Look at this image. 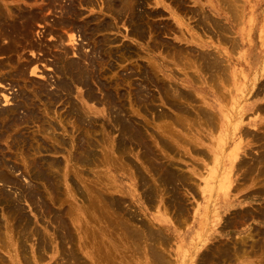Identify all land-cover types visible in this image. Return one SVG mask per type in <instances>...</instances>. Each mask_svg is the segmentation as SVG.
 <instances>
[{"label":"bare ground","instance_id":"obj_1","mask_svg":"<svg viewBox=\"0 0 264 264\" xmlns=\"http://www.w3.org/2000/svg\"><path fill=\"white\" fill-rule=\"evenodd\" d=\"M28 1L0 0V264L38 263L44 258L41 253L47 251L58 256L57 264H185L187 261L182 258H188L186 253H193L190 264H233L249 258L255 248V254L258 253L260 257L256 258V264H264L263 230H256L258 227L249 231L248 228L240 229L238 233L241 235L237 236L229 232L255 218L264 219V204L249 207L252 200L244 201L240 195L246 184H250L252 192H264V117L259 115L264 114V102H257V97L264 92V68L259 75L263 80L249 89L251 97L257 98L256 104L249 102L244 106L232 107L226 114L216 95L218 92L223 96L220 81L227 75L231 58L229 52L220 51L218 46L211 43L213 39L228 45L232 52L243 48L246 40L244 34L250 38L254 33L252 26L240 27L245 17L244 1L189 0L191 6L188 7L187 0H152L155 6L162 5L163 12L164 9L168 10L174 18L176 32L180 34L177 40L182 45L161 39L160 33L167 34L173 28L167 24L160 27L158 21L152 20L164 13L158 8H148V0H47L46 4H27ZM84 6L93 7L96 12L80 21ZM186 15H190L188 20H192L196 30L201 31L200 35L208 37L209 41L197 36H185L184 30L188 31V24L183 21ZM118 23L126 28L123 38L133 36L141 41L149 38L151 41L146 42L147 49L165 50V56L157 59H171L180 65L194 67L211 99L203 97L199 104L196 95L194 101L189 93L183 94L182 89H171L170 84L152 71L157 68L155 62L148 67H140L139 84L132 82L134 70L124 73L128 67L114 75L113 60L118 62L120 55L131 57L136 53L130 43L116 36L120 34ZM37 24L43 25L42 31L35 32ZM173 30L175 32V28ZM114 31L116 34H112ZM116 43L120 44L113 46ZM260 44L264 46V33ZM86 47L90 50H85ZM47 59H51L53 81L32 80V75L40 71L39 63ZM261 63H264V54ZM194 78L198 79L196 76L191 79ZM145 83H154L162 90L163 104L173 109L174 113L168 114L169 111L163 108L167 112L155 114L161 124L148 123L150 131L146 128L143 133L134 117L132 119L130 113L133 112L127 105L134 102L132 96L129 97L134 90L138 95L134 96L135 102L152 110L156 100L141 97L148 89L143 87ZM6 85L12 90L17 88L12 97L5 93ZM94 104L101 108L96 109L92 106ZM61 108L63 111L59 112ZM250 110L255 111L256 117L244 127L243 116ZM155 112L150 113L155 116ZM189 114H193L197 124L205 127L202 134L206 138H213L220 127V118L233 126L231 137L220 139V147L229 150L228 154L219 151L221 155H216L213 141L208 148L199 149V139H192L191 142L175 132L173 125H181ZM98 116L110 127V131L104 126H101V130L99 128L103 141L94 139L98 131ZM34 127L36 130H33ZM111 130L118 131V140L110 136ZM182 141L193 143L195 146L191 149L197 156L215 159L220 164V168L218 166L213 171L219 177L216 178V185L210 188L218 189L216 197L219 198L213 203L200 206L199 201L193 202L195 205L190 201L189 194L196 195V190L203 194L211 182L205 179V186L201 189L200 185L192 184V175L179 168L175 157L179 156L180 151L193 158V152L181 147ZM132 145L142 150V156L135 154L138 158L140 155L142 167H136L134 163V171L130 164L132 159L129 158ZM249 147H254V150H248ZM63 151L66 152L62 158L64 161L44 156L51 152L63 155ZM115 153H119L116 155L119 158L114 156ZM96 161L99 162L97 165L101 163L128 174L130 170V177L138 178L143 190L141 199L144 205L141 207V203L137 204L142 209H146L145 206L155 209L158 216L149 215L146 220L140 219L142 213L139 217L130 205L126 202L125 205L118 196V199L115 198L112 194L115 189L114 174H105L107 180L102 178L104 174L99 176L107 183L101 180L85 181V178H89L86 174L83 177L82 168ZM201 161L192 162L194 165ZM23 180L27 183L22 184ZM33 183H38L41 188ZM183 188L186 193H182ZM77 194L84 200H81V205L77 202ZM62 197L69 198L71 204L68 209H65L67 205L62 207L66 203ZM22 202L36 205L42 215L49 219L52 228L46 226L44 231L38 230L32 217L21 207ZM56 203H59L58 208L53 210L51 206ZM231 208L235 209L229 212ZM189 219L193 227L197 226L200 230V234L193 239L195 245L191 243L192 239L181 236L171 223L186 224ZM177 239L182 244L184 242L187 248L182 252L183 256L179 248L174 250L175 253L170 250L171 241ZM29 241H33L32 253L39 252L38 256L30 258L28 255L30 251L26 245Z\"/></svg>","mask_w":264,"mask_h":264},{"label":"rangeland","instance_id":"obj_2","mask_svg":"<svg viewBox=\"0 0 264 264\" xmlns=\"http://www.w3.org/2000/svg\"><path fill=\"white\" fill-rule=\"evenodd\" d=\"M31 1L32 0L28 1L27 4H31V3H34V2L37 3V4H41V3L46 4L47 3V0H44V1L43 0H33V2H31ZM65 1H62V2L64 3ZM188 1L189 0H187V6L189 7V6H191V3L188 2ZM243 1H244V4L243 5L245 7V9H244L245 10V17H243V22L240 24V27L242 26L241 28H244V27L246 28V27L252 26V28H253L252 31H254L253 34L250 33L251 34L250 35V38L248 37L249 35H247L246 33L244 34V37H245L246 40L244 41L243 48H241L240 50H237L236 52H232L231 50H229L228 45L225 46V44L224 45H223V43L220 44L216 40L211 39V43L214 44L215 46H218V48H220V51H223V52L227 51V52H229V55H230V58H231V64L228 66L229 67V70L226 73L227 75H224L225 78H227L229 76L228 77L229 79L227 78L228 80H226L225 78H223L220 81V87L222 89L221 90V94H223L224 97L222 95H220L218 92H217V95H216V96H218L217 97L218 100H220L219 103L222 104V107H223L222 110L226 114L232 109V107L235 108V107H239V106H244L246 103H249V102H253V103L256 104V99L257 98H259L258 101H257L258 103L263 104V102H264V92L259 97H257V98L251 97L252 94L249 93V89L251 88V86H253L254 84H256L258 82L260 83L263 80V78H261L259 75L261 74L262 69L264 68V63H261V58H262V56L264 54V46H261V44H260V38H261V36L264 33V29H263L264 28V0H243ZM165 4L167 5L168 3H165ZM148 8H150V9H157L158 8V9L162 10V12H163V8L164 7L162 5L155 6V4H154V2L152 0H148ZM81 9H82L83 14L80 15V18H79L80 21H82L83 19H87V18L91 17L93 15L92 13L93 12H96V9L95 8L93 9V7L84 6ZM163 13L164 14L158 15L155 18H153L152 20L154 22H157L158 21L157 24H159L160 27H162L164 24H167L168 26L169 25L172 26L173 29L175 28V32H176V29L177 28H176V24H175L174 18L170 15L169 11L166 10V9H164V12ZM55 16H58V15H55ZM189 17H190V15H186V18L183 20L186 23V25L188 24L187 25L188 26V31L184 30L185 36L187 38H188V36H189V38H191L192 36H194V37L197 36V37L201 38L202 40L204 39L205 41H209L210 39L208 37H205L204 38L203 34L200 35L201 34V31L196 30V28L193 26L194 23L192 22V20H190V21L188 20ZM50 19H52V17ZM162 20H165L166 23H164V21H162ZM173 23H174V25H173ZM42 26H43L42 24H37L35 26V30H36L35 32H39L40 30L42 31ZM168 26H167L168 29L171 28V27H168ZM117 27H119V31H120L119 33L120 34H116L115 31L112 32V34L115 33L116 36H118L119 38H121V40L125 41L126 43H130L135 48V52L136 53L133 54L131 57L130 56H127L126 57V55L125 56H122V55L119 54L120 55L119 56V59H120V61H122V63L119 60H117L118 62H116V60H113L112 63H114L113 66H114V70H115V71H113V74L114 75H115V73H116V75L122 73L123 72L122 71V68L128 67L129 69H127L126 71H124V73H128L129 71H131L130 73H132V71L134 70L133 72L135 73V76L133 75L131 77V79H133L135 81L132 80V82L133 83L134 82L135 83L138 82L137 84H139L140 83L139 81L141 80V77L138 75V73H139L138 71H139L140 67L142 68L143 66H146V65L148 67L149 65H152L151 64L152 62H155L156 63L155 67H157V68H153L152 71L155 72V74H157V73L159 74L157 76L158 78H160L162 80H165V82H167L168 85L170 84L169 86H170L171 89H172V87H174L176 89L179 88L178 89L179 91H181V89H182L181 92L183 94L184 93H189L191 95V98L192 99L194 98L193 99L194 101H195V99L197 97L196 102L199 103V104L202 103L201 101H203V99H202L203 97H205L207 100H208V98H210V96L207 95V92H206L205 86L203 84V81L201 79H199V76L196 73V69L194 67L180 65L181 63L174 62L171 59H167V60H163V59H160V58L157 59L159 56L160 57L161 56H165V53H164L165 50L164 51H161L160 49L159 50L147 49L146 42L151 41V40H149V38L146 41L138 40L136 37H133V36H128L127 38H123V35L125 34L126 28L122 27L121 24H119V23H118ZM173 29H169L170 32H168L167 34H166V32H162L163 34L165 33L164 35L162 33H160L161 39L163 41H165V42H169V43H173V44L174 43L175 44L176 43L177 44L179 43L180 45H182V43L177 40L180 37V34L178 32L175 33ZM189 30H190V33H189ZM64 34L66 36V33H64ZM112 34H111V36H113ZM49 38L50 37H47V39H49ZM206 38H208V39H206ZM66 44H67V42L64 43L65 46H66ZM84 44H86V42H84ZM119 44L120 43H116L113 46H117ZM85 50L89 51L90 49L88 47H86ZM162 53H164V54H162ZM122 57H124V58H122ZM123 59H124V62H123ZM148 59H149V61H148ZM50 60L51 59H47V60L39 63V70L40 71L38 73H36L35 75L34 74L32 75V77H31L32 80H35V81L36 80L37 81H44V79H48L49 82H52L53 81V71H52V66H51ZM118 63H120V64H118ZM135 70H137V73H136ZM174 70L176 72H174ZM180 71H182V72H180ZM186 72H188L189 74H187ZM179 73H180V75H179ZM193 73H194V75H192ZM199 74L202 75V76H204L200 72H199ZM255 74H256V76H255ZM188 75H190V76H188ZM191 75L198 77V79H196V78H194L195 80L191 79L192 78ZM237 76L239 78V79L237 78L238 80L236 79ZM256 79H257V81H256ZM197 80H198L199 83L197 82ZM223 80L229 81L230 83L227 84V82H224ZM236 80H237V82H236ZM223 82H224L225 85L223 84ZM14 85H16V83H14ZM168 85H167V87H169ZM228 85H229V87H228ZM234 85H235V87H234ZM132 87H133V89H135V86H132ZM143 87L144 88L146 87L145 90L147 88L148 89L146 91H144V93H143L144 95L141 96V97H143V98H149V99L151 98L150 100H154V101L156 100L155 101L156 103H154V101H152V103H154L153 106L156 104L157 106H154V107H157V108H154L152 106V110H151V109L145 108L143 106V104H140L139 102H135V97L134 96H138V95H136V93L134 92V90L132 91V89H131L132 92H131V94H130L129 97L132 96L131 97V100L134 99V102L131 101V104H128L127 107L130 110V112H133V113H130L132 119L134 117L133 120L137 124H139V126L142 128V130H144V132L143 131L142 132L145 133V129L146 128L147 129L151 128V127H148V123H151L153 125L159 124V123L161 124V121H158L159 119L156 118V115L158 113L169 111L167 113L168 114H172V113H174V110L173 109H170L167 105H164L163 104V92H162V90L160 88H158V86L156 87V85L154 83H145V85L143 84ZM125 88H126V90H129L130 89L129 87H125ZM125 88H123V89H125ZM127 88H129V89H127ZM151 88H153V89H151ZM16 89H17L16 87H14L13 90L12 89H9V87L6 85V88L4 89V91H5V93L7 95H9V97H12V94L15 92ZM227 90H228V92H227ZM160 91H161V94L159 93ZM183 91H185V92H183ZM208 92H210V91H208ZM145 94H147V95H145ZM148 95H150V97ZM195 95H196V97H195ZM153 96H155V98ZM138 98H136V99L138 100ZM239 99H240V102H239ZM241 100H243V101H241ZM134 103H136V105ZM148 103L150 104V102H148ZM132 104H134V105H132ZM137 104H140L139 105L140 107ZM193 104L194 103L192 102V105ZM226 104H228V105H226ZM232 104H233V106H231ZM225 105L228 106V107H226ZM92 106L95 107L96 109H100L101 108V106H98L96 104H94ZM133 106H135V107H133ZM136 106H137V108H136ZM142 107H143V109H142ZM229 107H231V108H229ZM163 108H165L167 111L165 109H163ZM161 110H163V111H161ZM191 110L193 111V108ZM58 111L59 112H62L63 109L61 108V110H58ZM147 111H148V113H147ZM155 111H158V112H155ZM150 112L151 113L155 112L154 115L156 113L157 114L155 116H153V114H151ZM253 112L255 113V111H253V110H250V111L245 112V114L243 116L244 127H247L246 125H248V122L256 117V113L254 114ZM147 114H149V115H147ZM190 115L191 114L188 115L189 117L187 116L188 119L186 121H184L181 125H180V123H178V125H177V123L173 125V129L175 130V132H179L181 135H183L187 140H190L191 142H192V139L194 141H196V140L199 139V143H201V145L198 147L199 149H202V148L205 149L206 147L208 148L209 145H210V143H211V141H213V143H215L214 144L215 145L214 149L217 152L216 155H221L220 152L221 153L224 152L223 154H225V155L228 154L229 150H223L224 147L223 146H222L223 148L220 147V145H221L220 139H221V137H224V138H228L229 139L231 137L232 133L234 132V130L232 131L233 126L230 123L227 124L226 121H225V119H221L220 118V127L218 128V130H216V133L214 134L213 138H206L202 134L203 131L205 132V127L203 125L197 124L195 122L196 120L193 119L194 117H192L193 114L191 115V117H190ZM259 115L264 117V114H262V113H259ZM149 116H150V118H149ZM96 118H97V122H96L97 128H96V130H98V131L95 132L96 137L94 136L95 137L94 139L100 138L98 140H102L101 138L103 137L102 136L103 134L100 132L101 126L106 127L105 129H107V131H110V127H109L108 123H106V121L104 119H101L99 116L96 117ZM98 120H99V122H98ZM192 121H194L195 126H194V124H192L193 123ZM104 122H105V124H104ZM98 123H99V125H98ZM196 125H198V126H196ZM227 126H229V129H228ZM190 127H191V129H190ZM99 128H100V130H99ZM184 128H185V130H184ZM189 129H190V131H189ZM33 130H36V128L34 127ZM227 130H229V131H227ZM149 131H150V129H149ZM183 131H185V132H183ZM188 131H189V133H188ZM225 132H227L228 134H226ZM96 133H98V135L100 137H98V135ZM111 133H110V136L111 137H114L116 140H118V137H119L118 131L111 130ZM192 134H194V135H192ZM198 136H199V138H198ZM203 136H204V138H201ZM102 141L100 142L101 147L103 146L102 145ZM192 146H195V145L193 143H187L185 141H182L181 142V147L183 149H185V148L189 149L191 153L193 152L192 149H191ZM101 147L100 148H97V150L99 151V149H101ZM131 148L133 149V151H132L133 154H132V152H130V157H129V158L132 159V161H131L132 163H130L132 165V167L130 166L131 169L132 168L135 169L134 165H136V164H137L136 167L137 166L142 167L140 165V164H142V162H141L142 160H140L141 159L140 158V155L142 156V154H140V153L142 152V150L139 147H134V146L131 147ZM251 149L254 150V147L253 148H250V147L248 148V150H251ZM63 153H64L63 155L62 154L55 155V153L51 152V153H45L44 156H46V158L48 157L49 159H51L53 157L52 159H55L56 158V159H59L60 161H64V160H62V158L64 159V157L66 156V152L63 151ZM180 153H182L181 156H180ZM118 154L119 153H117V154L115 153L114 156L119 158V156H116ZM135 154H140L139 155V158L137 156L135 157ZM182 155L184 156L185 154H184L183 151H180L179 152V156L176 155L175 158L177 159V162L179 164L178 165L179 168L182 169L186 174L189 173L190 175L193 176L192 179H194V180H192V182H193L192 184H194V185L195 184H198V185H200V187L202 189L205 186V184H204L205 181H206L205 179H207L209 182H211V185H209L208 187H206V192H204L203 194L201 192H198L197 190H196V195H195V193L194 194H189L188 197L190 198V201L192 203L195 202V201L196 202L199 201L198 204L200 206L205 205V203L207 205L208 202L209 203H213L215 200H217V198H219V197H216L217 196V193H218V191H216V190H218V189H215L214 188V190L213 189L210 190V188H211L212 185H214V186L216 185V183H217L216 181L219 178V177H216V175L218 176V174H216L217 172L215 173L213 171H215L220 164L215 159L213 160L211 158L210 159L209 158H203L202 156H197V154L194 153V152L192 153L193 158H191L188 155H185L186 157L185 156L183 157ZM120 158H121V154H120ZM198 159H201L202 161L200 163H198V164H195L194 163V165H193V162L197 161ZM206 159H208V160H206ZM209 160H211V161L209 162ZM207 161L210 164H208ZM97 163H99V162L96 161L94 164L82 168L83 169V173H84V174H82L83 177L85 178V174H86V177L89 178V179L85 178V181H87V182L92 181V180L94 182H96L97 180H101L102 181V179H99V178H101L103 176V174H104V176L102 178H104V179H106L105 174L106 175L109 174V173L114 174L116 176V179H115V181L113 183L115 189L113 190L112 194H113V196L115 198H117V196H118V198H120V200L122 199L121 201H123L124 203L126 202L127 205H130L129 207L131 208V210L134 211L139 217H140L139 214L142 213L140 219L143 218V219L146 220V219H148V216L149 215H157L158 214L157 211L155 209H153V208L150 209V208H147L146 206H145L146 209H142L141 208L144 205L143 204V200L141 199V194H142V191L143 190H142V187L140 185V182L137 181L138 178L136 179V178L130 177V172H131L130 170H129V174H128L124 170L116 169V168H111V167H108V166H103L104 164H101V163H100V165H97ZM134 163H136V164H134ZM20 165L22 166V168L24 170V166H23L22 162H20ZM199 166H202L201 167L202 170H201V168ZM212 167H214V169ZM109 168L112 171H110ZM219 168H220V166L218 167V169ZM193 170H194V173L195 174L193 173ZM210 170H212V171H210ZM102 171H103V173H102ZM92 173H93V175H92ZM99 173L101 175H99ZM207 173H208V176H207ZM87 174H89V176H87ZM213 174H215V175H213ZM199 175H201V176H199ZM90 176H92V178H90ZM99 176H101V177H99ZM194 177L196 178V181H195V178ZM213 181H215V182H213ZM24 182L27 183V181H24L23 180L22 184H24ZM103 183H107V182H103ZM33 184L35 186H37L38 188H41L38 183H36V184L33 183ZM139 185H140V187H139ZM245 187L246 188L241 192L240 195H242L241 198H243L244 201L252 200V202H250V204H248L249 207H253V206L254 207H257V206H261V204H264V192H262V194L261 193L252 192V189L250 188V184H246ZM62 188H64V190L63 189L62 190L65 191V187L62 186ZM135 188H136V190H135ZM184 189L185 188H183L181 190L182 193H186L187 192L186 189H185L186 192H183ZM63 191H61V192H63ZM15 192L16 193H19L18 190H15ZM209 192L210 193L212 192L211 195L213 197L210 195ZM213 192H215V193L213 194ZM199 193H200V195H199ZM65 197H62L64 199V201L66 202L62 207L65 208L66 207L65 205H67V207L65 209H68V207L71 204V202L68 201L69 200L68 197L66 199H65ZM76 197H77L78 204L81 205L82 204L81 203V200L82 201H84V200L81 199V197L78 194H77ZM197 197H199V198L197 199ZM210 198H213V199H210ZM209 199H210L211 202L209 201ZM134 200H136V201L134 202ZM127 201L129 202V204H128ZM137 202L142 204L141 207L137 204ZM126 203H125V205H126ZM58 204L56 203L54 206H51L52 209L55 210L56 208H58ZM85 204H86V202H85ZM21 207L24 209V211L30 217H32V219L35 222V226L37 225L36 227H39V228H37L38 230L44 231V229L46 228V226H48V229L51 227L50 226L51 222L49 221V219H46L42 215V212H40V210L36 207V205H33L30 202H22L21 203ZM234 209L235 208H231V210H229V212L230 211H233ZM160 211H163V209H161ZM0 212H1V210H0ZM154 212H155V214H154ZM39 216H40V218H39ZM39 219H41L42 221L39 220ZM171 223H172V227L175 228V230L177 232H179L181 236H185L187 238V240H191L192 239L191 240V243H193V245H195L193 239L197 236V234L198 235L200 234V230L197 228V226H194L193 227V223H192V221H190V219L188 221H186V224L187 225L184 224L185 222H183V223L180 222L183 225H180V223L179 222H176V221L171 222ZM175 223H178V224H175ZM174 225H175V227H174ZM247 228H248V231L250 229H252V228L253 229L257 228L256 230H258V229L263 230L262 233L264 234V219H258V218L256 219L255 218L252 221H248L245 225H243L241 227L235 228L236 230H234V231L229 230V232H230V234L232 236H237L239 234L238 231L240 229L247 230ZM263 234H262V236H263ZM239 235H241V234H239ZM197 241H196V243H197ZM180 244L183 245L184 242L182 244V243L179 242L178 239L177 240H174V241L172 240L171 243H170V250H171V252L175 253L174 250H176L177 248H179L180 249V253H181L180 255L183 256L184 253L182 254V252L184 251V249H187V248H186L185 245L181 246ZM31 245H33V241H29V243H27V245H26V247H28L27 249L30 251L28 253V255L31 256L30 258H32V256H34V255L35 256L37 254L39 255V252L38 253L35 252V254L32 253V249H31L32 246ZM66 246L68 247L69 245L66 244ZM190 247H193V246L190 244ZM33 248H34V246H33ZM181 249H183V250H181ZM255 250H256V248L254 249V253L251 254V256L249 258H246L245 259L246 262H244L245 260H243V261H239L237 263H234L233 262V264H256V262H255L256 261V258H260V257L258 256L259 255L258 253H257V255L255 254L256 253ZM47 252L46 253L45 252L41 253V255L43 254V257L44 258H42L41 261H38V263L39 264H43V263L44 264H50V263L51 264H57L56 261L58 260V256L52 254L51 251L50 252L47 251ZM192 254L193 253H191V254L190 253H186V255H188V258L187 257L182 258V260L187 261V263H185V264H190L189 261L191 262L190 258L192 256ZM56 257H57V259H56ZM45 258H47V259H45ZM38 263H35L34 262V264H38ZM182 264H184V263H182ZM227 264H232V263H227Z\"/></svg>","mask_w":264,"mask_h":264}]
</instances>
